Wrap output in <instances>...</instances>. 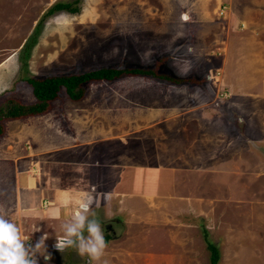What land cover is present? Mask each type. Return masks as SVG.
Instances as JSON below:
<instances>
[{
  "label": "rangeland",
  "instance_id": "1",
  "mask_svg": "<svg viewBox=\"0 0 264 264\" xmlns=\"http://www.w3.org/2000/svg\"><path fill=\"white\" fill-rule=\"evenodd\" d=\"M57 1L72 0H0V104L35 99L28 75L151 66L160 56V71L200 82L102 79L87 83L79 100L62 92L46 112L2 120L0 210L33 246L47 234L40 251L52 259L38 254V264H89L74 249L55 248L70 218L65 207L52 218L54 202L42 204L52 177L74 187L90 179L92 211L104 236L107 222L116 234L105 236V251L117 257L99 264H207L204 228L219 264H264V0H79V12L43 19L26 51ZM131 152L151 162L169 154L171 194L131 190L133 169L163 166L114 170L118 154ZM113 174L124 182L114 184Z\"/></svg>",
  "mask_w": 264,
  "mask_h": 264
},
{
  "label": "trees",
  "instance_id": "2",
  "mask_svg": "<svg viewBox=\"0 0 264 264\" xmlns=\"http://www.w3.org/2000/svg\"><path fill=\"white\" fill-rule=\"evenodd\" d=\"M79 0L72 1H57L50 5L44 12L42 19L37 23L33 34L27 39L24 46L27 51L28 43L32 45L35 42L37 33L41 27V23L47 16L59 11H68L71 13L79 12L81 6L73 4ZM28 52H26V55ZM165 56H160L154 64L137 65L123 63L98 65L85 70H74L65 73H49L45 75H28L25 76L27 81L32 86V92L35 99L31 102H22L17 99L8 98L0 104V134L3 132L4 119H16L29 115L46 112L51 106V101L58 98L62 92L71 99L79 100L83 98L87 91V83L97 80H113L126 75H149L159 79L168 80L174 83H182L187 81L200 82L198 78L193 76H177L170 75L159 70L160 61L165 59ZM203 236L209 250V262L207 264H219L220 250L217 244L209 239L206 228H204Z\"/></svg>",
  "mask_w": 264,
  "mask_h": 264
},
{
  "label": "clouds",
  "instance_id": "3",
  "mask_svg": "<svg viewBox=\"0 0 264 264\" xmlns=\"http://www.w3.org/2000/svg\"><path fill=\"white\" fill-rule=\"evenodd\" d=\"M103 195L106 201L111 197L110 193ZM96 203L91 193L76 201L70 219L61 225L62 235L56 237L55 248L59 252L71 248L81 257H87L89 264H99L108 245L101 222L92 211ZM47 239L45 233L34 246L28 243L29 240L22 237L20 227L0 210V264H38V254L50 261L51 255H42L40 251L46 249Z\"/></svg>",
  "mask_w": 264,
  "mask_h": 264
},
{
  "label": "crops",
  "instance_id": "4",
  "mask_svg": "<svg viewBox=\"0 0 264 264\" xmlns=\"http://www.w3.org/2000/svg\"><path fill=\"white\" fill-rule=\"evenodd\" d=\"M167 156L168 157L163 156L162 159L160 156H157L156 159L151 162V161L146 160V158L143 156L142 152H138V153L131 152V153H127L125 155H122V153H120V154H118V156L116 158L117 163L114 162V164L118 165V168H113V169L114 170L117 169V171L120 173H122V172L125 173L126 170L123 168L124 166L131 168L134 164L142 165V164H145V162H147V163H161L162 162L163 166L161 165L162 166L161 170L158 169L160 167H156V166H154V169L151 167L150 170H149V168L146 167L148 169V171L147 170H138L137 171L136 169H133L137 173L135 172V174H134V177L136 179L133 180V184H130L132 187L131 190H133V192H134V191H136L137 188L143 189V188L148 187L150 185V187H154L157 189L162 188L163 191L167 190V192L169 193V190L170 189L172 190V187L174 185V184L172 185L173 179H171L172 177H174V172L171 170V167L167 164V163H169V154H167ZM137 167H140V166L138 165ZM140 169H142V168H140ZM67 174L69 176L70 172L65 171L63 173V175L66 177H67ZM113 177H114V174H113ZM61 179H62V177L60 176L59 180H61ZM54 180L55 179L52 177V180H49V182H51V183L45 184L41 190L47 196L46 199L44 201H42L43 205H47V202L48 203L54 202V204H52L48 209V213H49L50 217H52V218H55L54 216L58 215L57 213L59 212L61 207H65L67 209V212L69 211L67 214H68V217L70 218L74 208L76 207V205H75L76 201H78L83 195H86L89 193L94 195V193H93L94 191L90 190V188L92 187V185H91L92 183H91L90 179L89 180L87 179L88 186H86V187H83V186L74 187V186H70V184H66V183L62 185L61 184L62 181L59 183L58 182L55 183ZM91 180H94V179H91ZM12 181H13L12 184L16 183L15 180H12ZM94 182H96V181H94ZM112 182H114V184L120 185L119 182H124V180L122 178H119V180H118L114 177V180H112ZM53 183L55 185H53ZM50 184H52V185H50ZM122 186L124 187V189L127 187V185L125 186L124 183H122ZM116 189L117 190L114 189V192L118 193L120 191L123 195L129 192V191H127V189H126L127 192L121 191L120 188H116ZM38 190L40 191V189H38ZM110 191H111V189H110ZM169 194H171V193H169ZM11 199H13V198H11ZM59 203L61 204V206L57 205ZM22 208H24V210L28 209V210L32 211V213H34L36 211L35 207H22ZM117 219H120V217H117ZM27 224H28V229L30 227H32L31 223H27ZM125 224H126V222H125ZM112 229L113 228L111 225V227L109 229V230H111V232L105 233V236L107 239L111 237L112 240H115L116 234H115L114 230H112ZM123 232H125V230ZM24 236L28 237V235L25 233H24ZM111 252H112V250H111ZM111 252L108 253L107 251H105L102 259L105 260L106 255H108L109 259H111V256L117 257V256H115V255H117L115 252L114 253L113 252L111 253Z\"/></svg>",
  "mask_w": 264,
  "mask_h": 264
},
{
  "label": "flooded vegetation",
  "instance_id": "5",
  "mask_svg": "<svg viewBox=\"0 0 264 264\" xmlns=\"http://www.w3.org/2000/svg\"><path fill=\"white\" fill-rule=\"evenodd\" d=\"M105 227L108 228V229H110L111 225L109 223H106L105 224Z\"/></svg>",
  "mask_w": 264,
  "mask_h": 264
},
{
  "label": "built area",
  "instance_id": "6",
  "mask_svg": "<svg viewBox=\"0 0 264 264\" xmlns=\"http://www.w3.org/2000/svg\"><path fill=\"white\" fill-rule=\"evenodd\" d=\"M26 240H28V238Z\"/></svg>",
  "mask_w": 264,
  "mask_h": 264
}]
</instances>
